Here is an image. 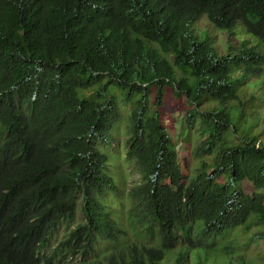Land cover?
Instances as JSON below:
<instances>
[{
	"label": "trees",
	"instance_id": "trees-1",
	"mask_svg": "<svg viewBox=\"0 0 264 264\" xmlns=\"http://www.w3.org/2000/svg\"><path fill=\"white\" fill-rule=\"evenodd\" d=\"M202 16L256 41L219 54L208 29L195 35ZM263 49L264 0H0V264H209L219 250L253 264L221 242L264 225L263 133L237 126L263 109ZM116 91L141 176L126 216L149 242L108 252L124 232L96 143L121 118ZM171 98L187 128L199 118L191 173L165 123Z\"/></svg>",
	"mask_w": 264,
	"mask_h": 264
},
{
	"label": "rangeland",
	"instance_id": "rangeland-1",
	"mask_svg": "<svg viewBox=\"0 0 264 264\" xmlns=\"http://www.w3.org/2000/svg\"><path fill=\"white\" fill-rule=\"evenodd\" d=\"M196 23L199 27L195 26V35L199 38H203L207 35V32L203 31L208 29V31L213 36V46L216 48V50H218L219 54L227 53L231 45H238L240 43L239 41L242 39H247L250 41V44L256 41L252 38L254 36H251L241 23H237L232 29V32H235V34L230 37V41L227 40L228 35H226L225 32L214 28L205 16H202ZM234 74L235 73H233V75ZM261 93L262 89H258L256 92V94ZM116 94L118 106L121 112V118L115 124L111 132V139L105 144L96 143L102 152H104L107 156L106 172L112 177L118 189L117 192L106 190L107 193L104 197V201L108 204V206L112 207L114 211L112 216L124 232L123 236L114 245L110 242H107L105 245L107 249H111V246H120L125 243L129 244L131 242H149L147 237L143 238L142 235L133 231V228L130 226L126 216V209L129 205L128 190L133 185L139 184L141 182V176L140 173L135 169L134 165L130 164L126 159L125 152L127 148L126 138L129 107L124 104L120 92L116 91ZM180 102L184 104L182 100H180ZM259 116L260 117L256 116L253 119L247 118L245 121H243V124L240 123V125L237 126H241L243 130L251 129L253 133L260 131L263 133L264 139V105L262 111L259 113ZM231 119L232 124H236L235 118L231 116ZM198 122L199 118L196 120L194 126L191 129L187 128L184 110H182V108H177L175 105V99L171 98L167 104L165 123L168 131L175 141L176 149L182 158L184 170L189 171V169H191L189 173H191L192 169L196 166V160L191 156L190 151L196 144L204 139L199 134ZM184 158L185 161L183 162ZM187 166L189 167L188 169H186ZM245 188L249 191L254 190V187L250 184H245ZM99 200H102V198L99 197ZM79 222H82V215L80 211H77L74 221L71 222V226L76 225ZM65 231L66 229L61 227L55 232L54 236L51 238L52 245L63 236ZM260 234H264V225L252 226L247 231L239 228L233 232L228 239L226 238V240L221 243L224 245H230L229 243L231 242L232 247L237 250V254L243 255L247 262L253 264H264V236H260ZM215 257L217 258L215 259ZM215 257L212 258V262L210 261L209 264H229L227 261V256L225 255V251L219 250ZM189 260H191V258H189ZM187 264L193 263L189 261Z\"/></svg>",
	"mask_w": 264,
	"mask_h": 264
},
{
	"label": "clouds",
	"instance_id": "clouds-1",
	"mask_svg": "<svg viewBox=\"0 0 264 264\" xmlns=\"http://www.w3.org/2000/svg\"><path fill=\"white\" fill-rule=\"evenodd\" d=\"M105 245H106V242L104 243V245L101 247V249L103 250V249H106L108 252L110 251V249H107L106 247H105Z\"/></svg>",
	"mask_w": 264,
	"mask_h": 264
}]
</instances>
